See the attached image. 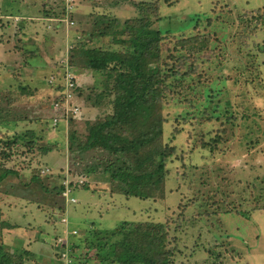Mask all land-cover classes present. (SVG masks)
Segmentation results:
<instances>
[{"label":"rangeland","instance_id":"rangeland-1","mask_svg":"<svg viewBox=\"0 0 264 264\" xmlns=\"http://www.w3.org/2000/svg\"><path fill=\"white\" fill-rule=\"evenodd\" d=\"M83 1L72 0V12L63 19L73 24L68 27L60 25V30L56 31L53 24L46 22L49 19L42 18L38 7L61 17L65 0H49V3L44 0L45 4L42 0H0V62H11L4 67L0 64V73L4 74L7 69L17 77L12 84L30 87L21 80L34 76L31 73L25 75L26 70L18 67L22 65V59L31 53L33 55V49L40 51L41 37L46 31L56 39L48 51L50 59L47 63H52V72L61 73V62L67 55L69 63L75 67L76 84L80 86L75 71L83 68L77 67L75 49L80 43L89 47L97 44L86 41L81 33L93 31L97 23L103 21L102 16L116 19L118 15L117 28L115 23L110 24L105 30L108 35L97 42L119 51L122 48L111 43L112 36L119 39L127 37L126 34L114 33L122 31V23L127 17H132L133 13L137 16L128 1L122 10L118 8L113 12L101 7L91 10L88 16L83 15V10L78 15L76 12L83 9ZM132 1L151 5L153 12L148 19L153 28L173 32L172 35H163L164 73L170 76L164 77L169 92L162 95L161 114L167 122L163 142L175 146L177 159L182 158V161L168 163L163 199L155 202L117 193L112 198L106 197L109 194L106 187L109 176L103 173V169L111 155L99 149L84 153L68 150L70 133L76 132V143L83 144L87 128L104 121L112 113V96L99 98L104 91L101 73L92 72L93 84L75 91L72 102L78 108L77 115L62 118L59 113H49L52 110L50 96L40 100L43 114L37 115L39 121L33 125V131L38 141L36 145L52 146L49 151H54L51 162L32 173L25 172L31 162L38 161L47 153H41L40 149L27 153L26 148H15L14 154L10 152L11 160L6 166L17 170L21 182H29L36 175L39 176L36 177L37 182L44 178V182L40 180L33 188L50 192L44 196L49 198L46 203L53 206L64 202L63 212L56 209L54 213L51 210L47 213L49 221L45 228L49 227V231L42 236L53 246L57 237L64 240L65 248L70 255L77 254L80 264L88 263L84 259L87 239L97 241L101 231L113 229L118 224L150 222H159L163 226L169 264H264V209H261L264 207V0ZM157 1L159 17L154 11ZM28 6L30 9L26 10L30 12L25 13L24 7ZM22 17H28L25 26L19 25ZM95 19L98 20L96 24ZM22 41L25 43L17 44ZM24 49L20 56L17 52ZM31 56L27 58L29 63L42 62L36 55ZM51 77L45 78L47 86ZM16 93L0 96V104L3 100L9 102L15 98ZM209 93L216 95L212 103L204 99ZM33 112L27 114L32 116ZM54 117H58L57 122L52 121ZM227 117H235L234 124L230 126L225 121ZM175 127L180 134L169 142V132ZM26 131L20 127L10 134L21 135ZM206 133L210 137L204 139ZM210 139H214L216 144ZM2 145L1 138L0 148ZM65 164V169H60ZM88 168L95 170L93 178L90 177L92 175L87 176ZM44 169H49L50 173L40 174ZM60 171L64 173L61 181L56 176L52 177ZM66 177L74 181L82 177L86 181L85 188L80 187L73 192L76 204L62 201L56 193ZM48 179L49 183H45ZM91 179L98 184L92 183L94 180ZM258 196L262 201H257ZM245 198L248 202H243L240 209L247 213L214 214L227 208L230 200L238 206ZM37 230L31 233L39 234ZM74 231L76 234L72 233ZM111 242L114 243L113 240ZM74 247H78L75 252L72 250ZM16 249L11 253H18ZM89 264L97 262L93 258Z\"/></svg>","mask_w":264,"mask_h":264},{"label":"trees","instance_id":"trees-1","mask_svg":"<svg viewBox=\"0 0 264 264\" xmlns=\"http://www.w3.org/2000/svg\"><path fill=\"white\" fill-rule=\"evenodd\" d=\"M42 1L45 4L44 0ZM106 1H111L112 5L127 2V0ZM130 4L135 8L137 16L125 19L122 23V31H115L114 33H119L121 36L126 34L127 37L119 39L120 37L113 38L112 36L111 38L112 44L122 48L119 51L102 46L97 42L108 35L105 30L110 27V24L115 23L114 27L117 28L119 25L117 18L110 19L108 16H102L103 21L98 22L93 31L81 33L86 41L96 40L95 43L97 44L94 47H89L80 43L79 47L75 49L78 58L77 67L101 73L104 81V91H101L99 98L104 99L112 96L110 100L112 113L104 121H98L87 128L88 134L83 144L76 143V132L70 133L68 138L70 147L68 150L71 153L75 150H78L77 153H84L96 149L107 152L109 156L111 155V160L104 167L103 173L109 176L110 193L123 194L126 197L141 200L150 199L157 202L159 199H163V185L168 174V163L173 160L182 161V158L177 159L176 147L170 146L168 142L166 144L163 142L165 138L164 128L167 122L161 114L162 95H165V91L166 93L169 92L167 91L168 85L164 84V77L170 76L164 73L162 52L164 51L165 36L163 35H172L173 32L170 30L161 32L159 29L152 27L153 24L148 19L149 14L153 12L151 5L149 6L145 2H130ZM38 8L39 12L42 13V18L49 19L46 22L53 24L54 30H60L59 27L63 23L59 20L66 17V11L61 9L62 16L56 17L59 14L51 13L50 10L41 11L42 9ZM154 11H156L155 15L159 17L158 1L155 3ZM28 17H22L19 25H25ZM71 17L73 18V15ZM57 18L60 19L56 20ZM97 21L95 19L94 24ZM103 26L104 31H102ZM49 35V33L45 34L47 37ZM260 50L263 51V47H260ZM31 55L32 53L29 56ZM27 58L22 60L23 63ZM57 74L52 72L49 75L56 77ZM13 78L14 80L17 79L16 76ZM48 87L52 90L50 103L63 102L60 83L56 85L48 84ZM14 88L19 92L30 91L26 85L16 86L10 83L8 92L9 89ZM76 90L80 91V87L77 86ZM4 92H1L0 96H7L6 93L3 94ZM215 96L213 93H209L204 96V99L208 103H212ZM6 110L8 109L0 107V114L7 115ZM49 111L51 112V110ZM234 120L235 117H227L225 121L231 126V124H234ZM176 128L169 132V142H172L176 135L180 134V130L177 128L178 132ZM262 131L264 132V129ZM208 137H210L208 133L203 136L204 139ZM1 138L3 145L0 148V168L4 171L0 173L1 178L10 175V173L17 175L16 171L10 169L9 171L4 166L7 161L11 160L10 152L12 153L15 148H26L27 153L40 149L43 154L52 150V146L36 145L38 141H36L34 132L30 130L21 135L17 133L8 135V131L5 133L0 132ZM212 142L216 144L214 139ZM94 173H96L95 170L88 168L86 174L91 175ZM36 177L39 176L36 175ZM36 177L33 178L37 179ZM86 185L84 184L83 187L85 188ZM62 190V185L58 186L56 193L59 198H62ZM259 198L260 196H258L257 201H262ZM243 202H248V199H241L238 206L230 200L226 204L228 205L227 208L219 209L214 214H223V212L247 213L240 209ZM56 204L53 205L52 211L58 209L63 212L64 202ZM261 209H264V207ZM125 225H127V228H125ZM129 225L118 224L113 229L103 230L97 241H93V238L92 240L87 239L84 253L87 264L93 258L97 264H169V253L165 248L166 233L163 232L161 223L150 222ZM96 234H99V232ZM53 248L55 250L54 264H62L60 258L64 247L60 245L53 246ZM77 248L74 247L72 250L75 252ZM103 253H105L104 256H102ZM29 255L27 251L11 253L9 249L5 248L0 239V264H24ZM72 256L73 262L71 264H76L78 256L76 253H73ZM81 261L84 262V260ZM78 262L80 264V261Z\"/></svg>","mask_w":264,"mask_h":264},{"label":"crops","instance_id":"crops-1","mask_svg":"<svg viewBox=\"0 0 264 264\" xmlns=\"http://www.w3.org/2000/svg\"><path fill=\"white\" fill-rule=\"evenodd\" d=\"M127 1L129 3L135 2L132 0H127ZM124 3L125 2L119 3L117 5H112L111 1H106V0H94V1L84 0L81 3V7L83 9L78 10L76 14L81 15L80 13L83 10V15L88 16L90 15V13H92L91 10L101 7L111 9L114 12L115 9L118 8H121L122 10V7L125 6ZM130 6L131 8H133V10H135V8L132 5ZM24 8L25 10L27 8L30 9L29 6ZM16 10H18V8H16ZM20 10L22 9L20 8L18 11ZM112 11L109 10V12ZM28 12H30V10L25 11V13ZM119 17L120 16L116 15V18ZM134 17H136V14L133 13L132 17H127L126 19H130ZM45 34L46 31L43 32L41 37V40L43 42L40 51L39 49L37 50L33 49L32 52L34 53L31 56V58H33L36 55L37 58H39V60H42V62L31 64L28 62V59H26L24 60L25 62L18 67V69L20 70H26L25 75L28 76L27 73H31V75L34 76V78L32 79H26L24 77L21 80V81L25 80L24 84L26 83L31 85L30 87H28L30 91L19 92L16 89L17 93L15 98L10 99V102L3 100L4 102L0 104V107H4L8 109L6 110L8 113L7 115L0 114V132L5 133L6 131H8V135H11L10 132L12 130L16 132L18 129H20V127H23L27 131L28 130L33 131V125H36L39 121V117L37 115L41 116V114H43V111H41L43 105L40 104V100L46 95L50 96V94L52 93V90L46 84V79L49 76V74L52 73L53 70L51 66L52 63L50 62L47 63V61L50 59L49 58L50 54L48 51H50L49 48L53 46L52 45L53 41L54 42L56 41L52 33L48 36V38L44 37ZM92 42L95 43V41ZM24 43L25 42L22 41V43H17V44L22 45ZM24 51L25 49L19 50L17 53L21 56L24 53ZM4 54L5 53L3 50V55ZM8 62L9 61L6 60L4 63L0 62V64L2 67H4V65L11 64V62L7 64ZM92 72L93 71L84 68L80 69V71L78 72L75 71V75L77 76V81L80 84L79 86L80 90H83V88L87 87L89 84H93V79L91 78L93 77ZM22 76H23V71H22ZM13 82L15 81L13 79L12 72H10L9 70L7 71L6 69L4 74L0 73V93L4 91L5 92L3 94L5 93L10 94L12 92H16L15 89H9L10 91L8 92V85ZM25 97H27V99ZM29 111H34L32 113L33 114L32 116H29V114H27V112L29 113ZM49 113H56V112L51 110V112L49 111ZM53 152L54 151L48 152L46 155H42L43 157H41V159H39L36 162H31L28 165V168L25 172L32 173L33 171L37 170L36 168H38L39 170L43 166V164L51 162L53 159L52 158ZM9 163L10 161H7L4 165L7 170L10 169L9 167L6 166V164ZM66 164L64 165V167L61 166L60 169H65V167L67 166ZM10 170L17 172L16 169H10ZM3 172H4L3 169L0 168V173ZM20 174L21 173H19V175ZM57 174L58 175H53L52 177L56 176L58 177V180L61 181L64 177L63 176L64 173H61L60 171ZM90 177L93 178V175ZM32 179L29 182L26 181L21 182L18 179V174L14 175L13 173L12 174L10 173V175L3 178H1L0 176V239L4 245L7 244L8 248L11 250L10 252H13V249L18 248L16 249L17 251L19 252L27 251L30 254L29 258L24 264H54L55 250L53 248V244L48 243V241L45 240L44 237L42 236L44 233L49 231V227L45 228L47 227L49 221L48 218L49 215L47 213L50 212L49 210L52 211L53 206L50 205V203L48 202L46 203V201H48L49 198L44 196H48L50 192L48 193L47 192L48 190H44L41 188L35 190L33 188V186H36L37 185L36 183H39L40 180L41 182H44V178L41 177L39 182H37L36 179L34 178ZM49 179H51V177ZM49 179L46 180L45 183L47 181L49 183L50 181ZM91 182L94 184L96 183L98 184V182H95V180ZM106 187L108 188V192H109V194H107L106 197L112 198L114 194L110 193L108 183H106ZM36 229H38L37 231H39V234L37 233L32 234L31 231H35Z\"/></svg>","mask_w":264,"mask_h":264},{"label":"built area","instance_id":"built-area-1","mask_svg":"<svg viewBox=\"0 0 264 264\" xmlns=\"http://www.w3.org/2000/svg\"><path fill=\"white\" fill-rule=\"evenodd\" d=\"M72 0H65V3H63L64 10L66 13L72 12ZM63 23L64 26L68 27L73 24L72 21H67L66 19L59 20ZM68 49L66 50V53H68ZM69 58L64 57L63 61L61 62V68L62 71L60 74H57L56 77H51L48 80V84L50 85H56L59 84L62 86V94H63V102L59 103H53L51 105L52 110L56 113H59L62 118H69L70 116H74L78 114V108L73 105V97L75 93V89L77 88V84L75 81V76L73 72V66L69 63ZM53 122L58 121V117L52 118ZM49 174V169L40 170V174ZM47 174V175H48ZM84 184H86V181L84 178L79 177L77 181H74L72 179H69L68 177L64 178L62 181V187L63 190L61 191V197L69 204H76V198L73 197V192L80 187H83ZM73 234H76V231L72 232ZM58 241H61L62 243H58ZM55 246L64 247V251L61 253V263L62 264H71L73 260L71 259L73 256L70 255V251L65 248V241L57 237L55 239Z\"/></svg>","mask_w":264,"mask_h":264}]
</instances>
